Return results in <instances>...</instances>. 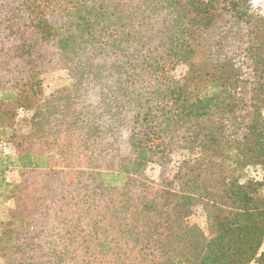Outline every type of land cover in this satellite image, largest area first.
<instances>
[{
  "label": "trees",
  "instance_id": "trees-1",
  "mask_svg": "<svg viewBox=\"0 0 264 264\" xmlns=\"http://www.w3.org/2000/svg\"><path fill=\"white\" fill-rule=\"evenodd\" d=\"M252 2L0 0V140L16 149L0 158V198L16 201L0 264H264V17ZM57 70L72 83L44 97ZM21 108L34 110L25 129ZM8 170L27 178L12 184ZM197 207L205 228L190 222Z\"/></svg>",
  "mask_w": 264,
  "mask_h": 264
},
{
  "label": "rangeland",
  "instance_id": "rangeland-1",
  "mask_svg": "<svg viewBox=\"0 0 264 264\" xmlns=\"http://www.w3.org/2000/svg\"><path fill=\"white\" fill-rule=\"evenodd\" d=\"M252 9L262 15L264 17V0H253L252 2ZM236 61L238 64L244 66V52L242 50H238L235 52ZM185 66H179L173 72L174 77L179 79L182 77L186 72ZM72 83V78L65 70H57L53 72L46 73L43 76V83H42V93L44 97H49L50 95L56 93V91L66 88ZM34 114V110L32 109H25L21 108L18 110V121L19 128L25 129L28 122H21L25 119H30ZM16 153L15 145L12 141L7 139L0 140V158L6 155L13 156ZM184 152H176L172 156V162L170 163V170L173 173L178 166L179 162L184 158ZM49 162L53 167L56 168H63L64 162L63 160L57 155L52 153L49 157ZM160 172L161 168L150 165L146 170V176L151 180L158 182L160 179ZM253 176L260 177V173L252 172ZM27 176V175H26ZM25 177L19 170H8L6 172V179L8 182L12 184H19L23 181ZM16 208V201L11 199H4L3 197L0 198V222L5 219L10 211ZM190 222L196 223L201 227H206V219L205 214L202 211L201 207H197L194 214L190 217Z\"/></svg>",
  "mask_w": 264,
  "mask_h": 264
},
{
  "label": "built area",
  "instance_id": "built-area-1",
  "mask_svg": "<svg viewBox=\"0 0 264 264\" xmlns=\"http://www.w3.org/2000/svg\"><path fill=\"white\" fill-rule=\"evenodd\" d=\"M251 264H257L255 261H253Z\"/></svg>",
  "mask_w": 264,
  "mask_h": 264
}]
</instances>
